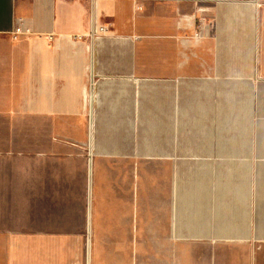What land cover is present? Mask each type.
Wrapping results in <instances>:
<instances>
[{"label": "crops", "instance_id": "0c3cea01", "mask_svg": "<svg viewBox=\"0 0 264 264\" xmlns=\"http://www.w3.org/2000/svg\"><path fill=\"white\" fill-rule=\"evenodd\" d=\"M263 121L264 0H0V264H264Z\"/></svg>", "mask_w": 264, "mask_h": 264}, {"label": "rangeland", "instance_id": "374dc122", "mask_svg": "<svg viewBox=\"0 0 264 264\" xmlns=\"http://www.w3.org/2000/svg\"><path fill=\"white\" fill-rule=\"evenodd\" d=\"M260 124V123H258ZM263 125H264V121H263ZM247 135L249 136H263L264 137V126L263 128H249L247 130Z\"/></svg>", "mask_w": 264, "mask_h": 264}, {"label": "built area", "instance_id": "2783aa9c", "mask_svg": "<svg viewBox=\"0 0 264 264\" xmlns=\"http://www.w3.org/2000/svg\"><path fill=\"white\" fill-rule=\"evenodd\" d=\"M17 30H20V29H16V31ZM107 31V27L106 26H103V27H100V28H98V27H92V31H91V34H90V37L92 38V37H98V33L99 32H101V33H104V32H106ZM202 33V29L200 30V32H199V34H201Z\"/></svg>", "mask_w": 264, "mask_h": 264}]
</instances>
